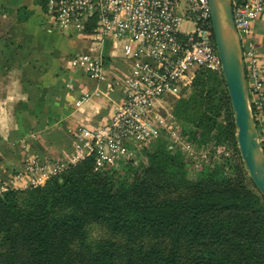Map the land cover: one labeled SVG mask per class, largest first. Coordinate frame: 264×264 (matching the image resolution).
<instances>
[{
  "label": "trees",
  "instance_id": "obj_1",
  "mask_svg": "<svg viewBox=\"0 0 264 264\" xmlns=\"http://www.w3.org/2000/svg\"><path fill=\"white\" fill-rule=\"evenodd\" d=\"M174 114L197 147L230 154L190 175L158 139L119 164L96 156L0 193V264H264V197L237 143L222 72L199 70ZM224 116V117H221ZM105 228L91 240L88 226Z\"/></svg>",
  "mask_w": 264,
  "mask_h": 264
},
{
  "label": "built area",
  "instance_id": "obj_2",
  "mask_svg": "<svg viewBox=\"0 0 264 264\" xmlns=\"http://www.w3.org/2000/svg\"><path fill=\"white\" fill-rule=\"evenodd\" d=\"M45 1L61 27L78 37L113 43L121 49L124 62L112 75L102 56L76 58L75 63L97 84L77 103L106 96L109 115L98 125L76 129L68 160H28L13 174L8 188L42 185L90 156L119 164L163 136L165 118L171 119L167 100L183 96L199 70L222 72L209 0ZM232 5L252 115L264 150L263 67L248 39L254 22L264 16V0H232ZM183 22L192 23L193 28L181 30ZM114 92L116 98L111 96Z\"/></svg>",
  "mask_w": 264,
  "mask_h": 264
},
{
  "label": "crops",
  "instance_id": "obj_3",
  "mask_svg": "<svg viewBox=\"0 0 264 264\" xmlns=\"http://www.w3.org/2000/svg\"><path fill=\"white\" fill-rule=\"evenodd\" d=\"M70 33L52 18L45 0H0V193L28 160H68L76 129L98 125L109 115L106 96L77 103L97 84L75 60L82 54L102 56L115 75L123 53L109 41ZM248 39L258 51L264 80V16Z\"/></svg>",
  "mask_w": 264,
  "mask_h": 264
},
{
  "label": "water",
  "instance_id": "obj_4",
  "mask_svg": "<svg viewBox=\"0 0 264 264\" xmlns=\"http://www.w3.org/2000/svg\"><path fill=\"white\" fill-rule=\"evenodd\" d=\"M209 1L222 73L234 113L238 148L250 178L264 197V150L259 141L249 101L232 0Z\"/></svg>",
  "mask_w": 264,
  "mask_h": 264
},
{
  "label": "rangeland",
  "instance_id": "obj_5",
  "mask_svg": "<svg viewBox=\"0 0 264 264\" xmlns=\"http://www.w3.org/2000/svg\"><path fill=\"white\" fill-rule=\"evenodd\" d=\"M184 4V2H182ZM193 28L192 23L183 22L181 25V30L189 31ZM72 36H76V33L73 31L70 33ZM93 42H98L97 40H92ZM193 84L189 88L188 91L181 97H174L167 100L165 106L171 113V119L166 115V111L164 115L167 122V128L163 131V136L161 139L167 140L170 144L169 147L171 149H176L181 151L186 159L188 171L191 176H193L198 170L202 169V167L206 165H212L213 163L220 161L224 156H228L230 154V147L228 145H215L208 144L204 148L197 147L195 144L189 143L185 137L182 135V131L180 128V124L178 123L176 116L174 114V107L176 103L182 99L183 97H189L193 93ZM224 117V116H221ZM170 119V121H169ZM169 121V123H168ZM160 139V138H159ZM158 140V139H157ZM156 140V141H157ZM156 141H152L148 143L145 147H150ZM140 148L139 151H142ZM138 150L136 153L137 154ZM140 153V152H139ZM106 230L101 225L98 224H90L88 226V235L91 240L99 241L100 239L106 237Z\"/></svg>",
  "mask_w": 264,
  "mask_h": 264
}]
</instances>
